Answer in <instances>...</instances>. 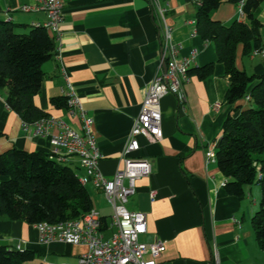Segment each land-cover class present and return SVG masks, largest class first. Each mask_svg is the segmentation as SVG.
Instances as JSON below:
<instances>
[{
    "label": "crops",
    "instance_id": "obj_1",
    "mask_svg": "<svg viewBox=\"0 0 264 264\" xmlns=\"http://www.w3.org/2000/svg\"><path fill=\"white\" fill-rule=\"evenodd\" d=\"M172 29L180 57L190 56L188 80L183 85L185 102L167 93L160 99L162 137L155 142L138 136L139 148L132 156L150 163L148 175L135 180V193L126 207L144 213L146 233L139 240L147 245L160 240L165 249L159 264H264V248L254 236L251 217L261 197L258 182L242 196L224 188L225 176L216 162L205 163L204 152L221 135L225 118L235 115V104L226 102L229 85L224 65L217 61L213 42L195 28L198 0H158ZM28 0H0V19L17 25L18 31L45 21L40 11L19 8ZM213 16L229 25L239 18L236 3L223 2ZM258 20L264 40V0ZM61 35L53 55L42 63L43 79L35 104L48 116L64 120L74 129L80 121L56 107L51 98L65 96L68 84L81 108L93 120L97 147L103 157L98 169L106 178L124 167L122 153L128 144L134 120L140 113L146 89L160 67L161 36L151 0H64ZM213 63L212 73L199 78L195 68ZM235 64L247 74L264 73V54H244L236 47ZM253 83L248 86V91ZM246 99L237 102L247 105ZM220 102L216 110L212 104ZM58 129L51 127L49 132ZM16 147L50 153L48 135H36L6 104V89L0 88V153ZM78 175L76 157L63 162ZM92 208L105 218L103 236L112 207L91 182L85 185ZM0 246L35 250L38 255L21 264H70L86 250L84 245L60 241L43 243L33 224L0 218ZM148 257L149 254H146ZM217 257V258H216Z\"/></svg>",
    "mask_w": 264,
    "mask_h": 264
},
{
    "label": "trees",
    "instance_id": "obj_2",
    "mask_svg": "<svg viewBox=\"0 0 264 264\" xmlns=\"http://www.w3.org/2000/svg\"><path fill=\"white\" fill-rule=\"evenodd\" d=\"M238 3L239 0H226ZM223 0H198L196 32L213 42L217 61L228 76L226 102L235 104V115L222 124L216 148V163L225 176L224 188L242 196L245 188L258 182L261 197L251 217L255 239L264 248V73L249 75L235 64L236 47L244 54L261 47L258 20L262 0H244L243 19L229 25L213 14ZM0 19V88L6 89V104L25 123L48 117L34 102L43 79L41 65L54 53L55 42L41 25L26 32ZM213 63L195 68L199 78L212 73ZM190 69L188 70V73ZM248 91V86L253 83ZM249 95L247 105L237 104ZM56 107H67V97H53ZM92 208V201L78 174L67 164L43 151L16 147L0 153V218L23 220L30 224L76 219ZM102 230L106 229L102 217ZM38 255L35 250L0 246V264H21Z\"/></svg>",
    "mask_w": 264,
    "mask_h": 264
},
{
    "label": "built area",
    "instance_id": "obj_3",
    "mask_svg": "<svg viewBox=\"0 0 264 264\" xmlns=\"http://www.w3.org/2000/svg\"><path fill=\"white\" fill-rule=\"evenodd\" d=\"M151 2L161 36L160 71L156 73L146 89L140 113L134 120L128 144L122 153L124 161L122 169L117 170L111 178L104 177L99 171L98 163L103 155L96 144L92 128L93 120L85 114L77 95L69 84L65 92L66 112L70 117L79 118L78 129H74L62 119L51 116L33 123L23 122L24 130H27L29 125H33L36 135L49 136L53 147L48 153L50 157L60 162H64L67 157H76L78 167L83 170V174L78 175L79 182L82 185L91 182L103 193L112 207L108 226L113 229V232L107 238L103 236L101 229L102 217L94 208L80 218L33 224L43 243L60 241L69 245L86 247L76 261L70 264H159L158 258L165 249L160 240L149 245L139 240V236L146 233L145 215L139 211H130L126 207L129 197L135 193V180L150 172V163L133 157L132 153L139 148L138 136H144L150 142L161 139L160 99L163 95L167 93L176 95L180 104L184 106L183 85L189 78L188 70L195 51H191L190 56L180 57L172 29L165 20L164 9L158 0H151ZM243 5L244 0H239L237 3L239 18L244 16ZM63 8L64 0H28V3L19 9L24 12L44 13L45 21L37 25L41 24L55 42L61 35L60 23ZM250 54L263 55L264 40L261 47L253 49ZM245 99L249 100V95ZM219 107L220 102H215L211 106L213 110ZM51 127L58 130L51 133L49 132ZM216 148L217 140L211 142L205 150V163L216 162ZM146 254L149 256L147 257Z\"/></svg>",
    "mask_w": 264,
    "mask_h": 264
},
{
    "label": "rangeland",
    "instance_id": "obj_4",
    "mask_svg": "<svg viewBox=\"0 0 264 264\" xmlns=\"http://www.w3.org/2000/svg\"><path fill=\"white\" fill-rule=\"evenodd\" d=\"M27 28H29V27H27ZM16 30H18V29H16ZM28 29H25V30H23V31H19V32H26Z\"/></svg>",
    "mask_w": 264,
    "mask_h": 264
},
{
    "label": "water",
    "instance_id": "obj_5",
    "mask_svg": "<svg viewBox=\"0 0 264 264\" xmlns=\"http://www.w3.org/2000/svg\"><path fill=\"white\" fill-rule=\"evenodd\" d=\"M163 68H165L164 64H163Z\"/></svg>",
    "mask_w": 264,
    "mask_h": 264
}]
</instances>
